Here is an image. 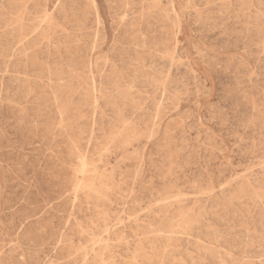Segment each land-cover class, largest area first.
I'll return each mask as SVG.
<instances>
[{"label":"rangeland","instance_id":"rangeland-1","mask_svg":"<svg viewBox=\"0 0 264 264\" xmlns=\"http://www.w3.org/2000/svg\"><path fill=\"white\" fill-rule=\"evenodd\" d=\"M100 262L264 264V0H0V264Z\"/></svg>","mask_w":264,"mask_h":264},{"label":"bare ground","instance_id":"bare-ground-1","mask_svg":"<svg viewBox=\"0 0 264 264\" xmlns=\"http://www.w3.org/2000/svg\"><path fill=\"white\" fill-rule=\"evenodd\" d=\"M18 4V3H17ZM25 8V7H24ZM46 14V13H45ZM45 14L43 15V16H45ZM29 16V15H28ZM17 19V18H16ZM42 19V18H41ZM45 20V19H44ZM49 20V19H48ZM19 21V20H18ZM21 22V21H20ZM41 22V21H40ZM22 23V22H21ZM43 23V22H42ZM49 24H51V22L49 23ZM21 25V24H20ZM51 26V25H50ZM36 31V30H35ZM46 36H48V35H46ZM49 38V37H48ZM25 39V38H24ZM46 42V41H45ZM48 43V42H47ZM46 44V43H45ZM40 48V47H39ZM26 56V55H25ZM30 67V66H29ZM48 68V67H47ZM21 70H22V68H21ZM48 71V70H47ZM61 77V76H60ZM28 79V78H27ZM50 83V82H49ZM66 91V90H65ZM64 107V106H63ZM60 110V109H59ZM62 112L63 111H61V114H62ZM67 112V111H66ZM158 114V113H157ZM61 121H63V120H61ZM62 125V124H61ZM69 141V140H68ZM127 141H128V138H127ZM125 143V142H124ZM79 157V156H78ZM72 158V157H71ZM76 158V157H75ZM84 160V159H83ZM80 161V160H79ZM85 161V160H84ZM78 163H80V162H78ZM82 164V163H81ZM83 165V164H82ZM84 166V165H83ZM82 166V167H83ZM94 166V165H93ZM84 167H86V166H84ZM83 167V168H84ZM86 168H88V167H86ZM81 169V168H80ZM77 172V171H76ZM79 173V172H78ZM81 174V173H80ZM84 175L86 176V173L84 172ZM93 175V174H92ZM95 175H96V173H95ZM79 176V175H78ZM82 178V177H81ZM80 181V180H79ZM76 183V182H75ZM77 184V183H76ZM93 183H91V185H92ZM81 185V184H80ZM84 186V185H83ZM87 186V185H86ZM84 188V187H83ZM88 190V189H87ZM81 191V190H80ZM88 192V191H87ZM83 193V192H82ZM92 193V192H91ZM76 194V193H75ZM84 194V193H83ZM96 194V193H95ZM102 194V193H101ZM95 196V195H94ZM102 196V195H101ZM99 198V197H98ZM104 200H105V198H104ZM195 201H196V199H195ZM183 218V217H182ZM181 219V218H180ZM185 219V218H184ZM186 220V219H185ZM168 225H169V223H168ZM178 225V224H177ZM177 225H176V227H177ZM180 225L181 224H179V227H180ZM189 226V225H188ZM175 227V228H176ZM185 227V226H184ZM153 230V229H152ZM179 230H180V228H179ZM78 232V231H77ZM80 233H81V231H79ZM159 232V231H158ZM183 232V231H182ZM180 233V232H179ZM178 233V234H179ZM150 234V233H149ZM173 234V233H172ZM153 235V234H152ZM159 236V235H158ZM157 236V237H158ZM164 238H165V236H163ZM170 237V236H169ZM152 238V237H151ZM155 238V237H154ZM162 238V237H161ZM167 238V237H166ZM171 238V237H170ZM107 239V238H106ZM92 240L93 241H95V240H97V239H93L92 238ZM98 240H100L99 238H98ZM142 240V239H141ZM148 240V239H147ZM161 240V239H160ZM170 240H172V239H170ZM150 241V240H149ZM167 241V240H166ZM105 242V241H104ZM144 242H145V240H144ZM103 243V242H102ZM153 242H151V244H152ZM94 244V243H93ZM103 244H105V243H103ZM107 245V244H106ZM140 245V244H139ZM139 245H137V246H139ZM97 246H98V244H97ZM104 246V245H103ZM102 246V247H103ZM136 246V247H137ZM94 247V246H93ZM106 247V246H105ZM107 248V247H106ZM103 250H106L105 248H102ZM138 249V248H137ZM143 249V248H142ZM144 250V249H143ZM86 252V251H85ZM139 252H141V251H139ZM151 252V251H150ZM153 252H155V251H153ZM98 253V252H97ZM102 253H103V251H102ZM109 253V252H108ZM144 253V252H143ZM85 254V253H84ZM92 254H94V253H92ZM99 254V253H98ZM134 254V253H133ZM137 254V253H136ZM139 254V253H138ZM111 255V254H110ZM94 256V255H93ZM103 257V256H102ZM101 257V258H102ZM148 257V256H147ZM134 258H135V256H134ZM109 259V258H108ZM110 260V259H109ZM141 262H143L142 260H140ZM97 262V261H96ZM136 262V261H135ZM145 262V261H144ZM85 263V262H84ZM97 264V263H96ZM99 264H101V262L99 263ZM113 264V263H112ZM133 264H135V263H133Z\"/></svg>","mask_w":264,"mask_h":264}]
</instances>
